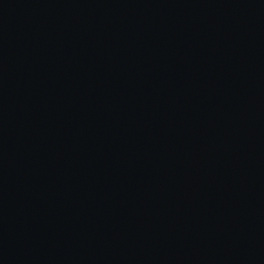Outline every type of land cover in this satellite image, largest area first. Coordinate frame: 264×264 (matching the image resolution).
I'll use <instances>...</instances> for the list:
<instances>
[{
    "label": "water",
    "instance_id": "95a60500",
    "mask_svg": "<svg viewBox=\"0 0 264 264\" xmlns=\"http://www.w3.org/2000/svg\"><path fill=\"white\" fill-rule=\"evenodd\" d=\"M0 264H264V0H0Z\"/></svg>",
    "mask_w": 264,
    "mask_h": 264
}]
</instances>
